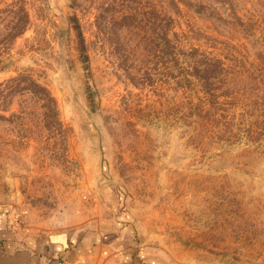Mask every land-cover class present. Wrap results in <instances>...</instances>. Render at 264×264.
I'll return each mask as SVG.
<instances>
[{"label":"rangeland","instance_id":"obj_1","mask_svg":"<svg viewBox=\"0 0 264 264\" xmlns=\"http://www.w3.org/2000/svg\"><path fill=\"white\" fill-rule=\"evenodd\" d=\"M0 218L101 236L84 264H264V0H0Z\"/></svg>","mask_w":264,"mask_h":264},{"label":"crops","instance_id":"obj_2","mask_svg":"<svg viewBox=\"0 0 264 264\" xmlns=\"http://www.w3.org/2000/svg\"><path fill=\"white\" fill-rule=\"evenodd\" d=\"M114 233L111 236L112 243L119 246L122 242L119 235L121 232L118 229L116 234ZM100 237L94 238L90 245L88 236H83L82 240L76 243L66 236L26 242L12 237L0 218V264H84L90 248L104 243ZM108 261L106 264H112V258Z\"/></svg>","mask_w":264,"mask_h":264},{"label":"trees","instance_id":"obj_3","mask_svg":"<svg viewBox=\"0 0 264 264\" xmlns=\"http://www.w3.org/2000/svg\"><path fill=\"white\" fill-rule=\"evenodd\" d=\"M167 49H168V51L172 54L173 53V51H172V46H168L167 45ZM216 63H217V65H216V68H218L219 67V63H218V61L216 60ZM193 71H194V73H197L200 69L198 68V66H194V68L192 69Z\"/></svg>","mask_w":264,"mask_h":264}]
</instances>
